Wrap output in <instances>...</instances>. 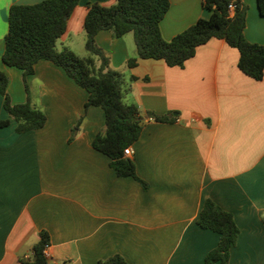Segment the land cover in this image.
Returning <instances> with one entry per match:
<instances>
[{
	"label": "crops",
	"instance_id": "obj_1",
	"mask_svg": "<svg viewBox=\"0 0 264 264\" xmlns=\"http://www.w3.org/2000/svg\"><path fill=\"white\" fill-rule=\"evenodd\" d=\"M0 0V70L9 77L14 102L30 100L47 114L46 124L19 133L16 121L0 127V264H20L47 229L52 264H97L122 254L130 264H205L221 234L197 220L207 198L232 212L240 228L229 264H264V78L238 65L240 52L223 38L198 46L184 66L140 58L134 34L116 37L110 29L96 41L124 79V100L138 105L143 130L129 156L148 183L119 175L111 158L94 148L105 126L100 106L66 70L42 58L34 72L3 61L9 9ZM80 0L57 47L84 55V19L91 2ZM161 21L166 39L209 17L202 0H170ZM248 4L245 35L264 43L259 0ZM148 111L174 119L157 121ZM84 116L71 140L73 126ZM0 94V120L9 118Z\"/></svg>",
	"mask_w": 264,
	"mask_h": 264
},
{
	"label": "trees",
	"instance_id": "obj_2",
	"mask_svg": "<svg viewBox=\"0 0 264 264\" xmlns=\"http://www.w3.org/2000/svg\"><path fill=\"white\" fill-rule=\"evenodd\" d=\"M80 0H41L32 4L14 3L9 9L8 31L5 36L3 61L8 66L22 69L24 75L34 72L35 64L42 58L63 67L79 85L89 92L86 108L100 106L105 112V126L96 134L93 146L111 158V165L122 176H133L144 188L148 183L137 172L133 158L125 154L143 130V119L139 107L124 100V79L114 69L110 57L98 45L96 34L110 29L114 36L134 34L138 55L126 61V65H137L140 58L163 59L170 66H184L196 54L198 46L212 37L225 39L240 52L238 65L242 71L255 79L264 78V43L252 42L245 35L248 4L244 0H202L210 10L209 17H200L196 22L166 39L161 21L170 9V0H116L111 5L91 2L84 19L87 56L73 49L57 47V40L67 30L68 18ZM230 4L234 5L233 11ZM264 13V0H259ZM9 77L0 70V94L9 118L0 120V127L16 121V131L23 133L43 127L47 114L30 100L14 102L8 91ZM145 116L161 122L174 119L166 114L148 111ZM84 116L73 126V140L80 130ZM203 228L221 234L216 247L205 258V264H229L232 246L237 243L240 228L234 214L207 198L197 220ZM51 244L47 229L39 232V239L30 249V254L20 258V264H52L46 253ZM97 264H130L120 253L99 259Z\"/></svg>",
	"mask_w": 264,
	"mask_h": 264
},
{
	"label": "built area",
	"instance_id": "obj_3",
	"mask_svg": "<svg viewBox=\"0 0 264 264\" xmlns=\"http://www.w3.org/2000/svg\"><path fill=\"white\" fill-rule=\"evenodd\" d=\"M229 6H230V10L233 11L234 5L230 4ZM132 152L133 151H132V147L131 146L125 148V154L130 155V154H132ZM46 253H47V251H46ZM47 255H48V253H47Z\"/></svg>",
	"mask_w": 264,
	"mask_h": 264
},
{
	"label": "rangeland",
	"instance_id": "obj_4",
	"mask_svg": "<svg viewBox=\"0 0 264 264\" xmlns=\"http://www.w3.org/2000/svg\"><path fill=\"white\" fill-rule=\"evenodd\" d=\"M88 54H89L88 51L84 49V55L82 56H87Z\"/></svg>",
	"mask_w": 264,
	"mask_h": 264
}]
</instances>
